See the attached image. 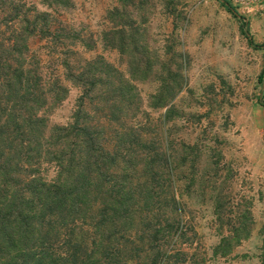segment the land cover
Masks as SVG:
<instances>
[{
	"label": "rangeland",
	"instance_id": "1",
	"mask_svg": "<svg viewBox=\"0 0 264 264\" xmlns=\"http://www.w3.org/2000/svg\"><path fill=\"white\" fill-rule=\"evenodd\" d=\"M115 9L123 24L140 32L152 71L132 84L126 104L116 108L98 99L107 89L96 87L83 100L80 122L102 131L108 150L129 148L135 159L142 151L165 155L167 168L154 181L139 169L133 180L160 192L156 221L174 226L156 242L141 241L136 210L134 231L126 234L138 249L124 251L123 263L150 264L159 250V264H264V5L247 14L229 0H1L0 36L27 25L38 32L23 58L46 90L47 104L38 116L48 129L75 120L83 90L68 79L69 72L78 75L90 63L102 72L104 63L128 76L125 57L102 41L113 28L108 14ZM111 76L117 82L118 75ZM161 91L169 96L165 108L154 99ZM56 94L62 100L56 101ZM46 158L33 174L53 183L58 168ZM173 198L179 206L175 214ZM218 200L224 203L222 221L215 214ZM245 212L253 222L250 237L230 255L215 256L222 237ZM70 230L71 242L83 241L86 251L89 228L75 223L64 236Z\"/></svg>",
	"mask_w": 264,
	"mask_h": 264
},
{
	"label": "trees",
	"instance_id": "2",
	"mask_svg": "<svg viewBox=\"0 0 264 264\" xmlns=\"http://www.w3.org/2000/svg\"><path fill=\"white\" fill-rule=\"evenodd\" d=\"M223 4L229 12L232 10L227 2ZM121 14L119 9L108 14L113 28L102 34V41L125 57L128 76L104 63L102 72L93 69L94 63L87 64L78 75L69 72L68 79L81 87L83 95L73 124L66 127L48 129L38 116L47 104L46 90L23 58V51L28 52V40L37 30L27 25L0 36V264H124V251L138 249L132 236L126 234L134 231L136 210L139 224L135 234L140 235L141 241L147 238L150 243L156 242L174 231L167 221L164 225L156 221L162 210L155 206L160 192L152 185H135L133 180L139 169L149 183L154 181L167 165L165 155L142 151L136 160L129 148L119 150L114 146L108 150L103 145L102 131L80 122L83 100L96 87L107 89L106 95L100 94L98 99L116 108L126 104L134 82L150 77L152 67L147 63L145 46L140 44V32L123 24L119 20ZM114 73L118 75L117 82L111 81ZM176 79L180 77L177 75ZM57 88L66 93L64 88ZM168 98L161 91L154 97L156 106L165 108ZM55 99L62 100L59 94ZM44 157L58 168V179L53 183L33 174V168ZM160 161L162 166L157 168ZM29 168L31 172L27 174ZM170 207L172 214L179 210L174 198ZM214 208L222 221L224 203L218 200ZM75 223L91 232L86 251L83 241L71 242L73 230L63 234ZM236 223L234 226L230 222V233L214 249L215 256L230 255L250 237V212L239 216ZM124 239L125 243L120 244ZM160 254L158 250L150 264H159Z\"/></svg>",
	"mask_w": 264,
	"mask_h": 264
},
{
	"label": "built area",
	"instance_id": "3",
	"mask_svg": "<svg viewBox=\"0 0 264 264\" xmlns=\"http://www.w3.org/2000/svg\"><path fill=\"white\" fill-rule=\"evenodd\" d=\"M234 7L243 13H251L252 11L262 7L264 0H229Z\"/></svg>",
	"mask_w": 264,
	"mask_h": 264
}]
</instances>
